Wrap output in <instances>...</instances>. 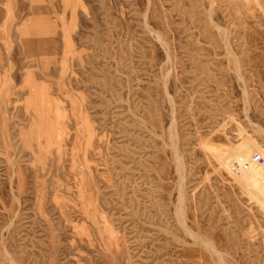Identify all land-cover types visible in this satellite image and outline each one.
I'll return each instance as SVG.
<instances>
[{"label":"rangeland","instance_id":"obj_1","mask_svg":"<svg viewBox=\"0 0 264 264\" xmlns=\"http://www.w3.org/2000/svg\"><path fill=\"white\" fill-rule=\"evenodd\" d=\"M0 264H264V0H0Z\"/></svg>","mask_w":264,"mask_h":264},{"label":"built area","instance_id":"obj_2","mask_svg":"<svg viewBox=\"0 0 264 264\" xmlns=\"http://www.w3.org/2000/svg\"><path fill=\"white\" fill-rule=\"evenodd\" d=\"M255 160L259 161V155H255Z\"/></svg>","mask_w":264,"mask_h":264},{"label":"bare ground","instance_id":"obj_3","mask_svg":"<svg viewBox=\"0 0 264 264\" xmlns=\"http://www.w3.org/2000/svg\"><path fill=\"white\" fill-rule=\"evenodd\" d=\"M181 175V174H180Z\"/></svg>","mask_w":264,"mask_h":264}]
</instances>
